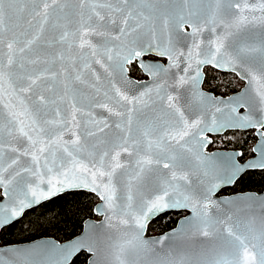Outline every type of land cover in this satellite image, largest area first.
Masks as SVG:
<instances>
[{
  "label": "snow or ice",
  "instance_id": "6c2138e0",
  "mask_svg": "<svg viewBox=\"0 0 264 264\" xmlns=\"http://www.w3.org/2000/svg\"><path fill=\"white\" fill-rule=\"evenodd\" d=\"M206 66L246 86L206 93ZM230 129L256 130L255 161L208 151ZM248 169L264 170V0H0V227L67 189L103 217L66 246L0 249V264L82 249L89 264H264V196L214 199ZM173 210L191 214L145 239Z\"/></svg>",
  "mask_w": 264,
  "mask_h": 264
},
{
  "label": "trees",
  "instance_id": "16d2710c",
  "mask_svg": "<svg viewBox=\"0 0 264 264\" xmlns=\"http://www.w3.org/2000/svg\"><path fill=\"white\" fill-rule=\"evenodd\" d=\"M216 73L209 69L207 79L212 87V80ZM215 89L219 92L231 91L236 86V81L232 77H222ZM233 79V80H229ZM219 85V86H218ZM249 135H247L248 137ZM251 139L235 137L231 147H239L243 151H248L247 142ZM223 142L216 141L220 146ZM224 147H229L223 144ZM264 187V174L248 173L242 176L233 186L232 190H260ZM97 197L84 191L67 192L46 201L40 206L28 210L22 218L6 226L0 231V244L17 243L30 241L39 237H53L62 242L77 235L81 229L83 221L93 216V207L97 202ZM179 215L171 212L159 216L148 226L147 234L155 235L171 229L177 222ZM87 254H77L70 264H85Z\"/></svg>",
  "mask_w": 264,
  "mask_h": 264
},
{
  "label": "water",
  "instance_id": "95a60500",
  "mask_svg": "<svg viewBox=\"0 0 264 264\" xmlns=\"http://www.w3.org/2000/svg\"><path fill=\"white\" fill-rule=\"evenodd\" d=\"M186 31H190V29H186ZM159 58H161V57H159ZM162 59H164L165 60V62H161V61H157V62H159L160 64H162V65H166L167 64V60L165 59V58H162ZM207 67V66H206ZM209 67H211V66H209ZM216 70H218V71H221V72H228V73H233V72H230V71H224V70H220V69H216ZM233 74H235V73H233ZM130 76V75H129ZM130 78H132L131 76H130ZM134 81H137V80H135L134 78H132ZM149 79V78H148ZM148 79H144V80H141V81H147ZM244 83H245V85L240 89V91L239 92H236V93H234V94H232V95H230V96H228V97H218V98H221V99H225V100H227L229 97H234V96H236L237 94H239L243 89H244V87L246 86V81H243ZM202 91H205L203 88H202ZM206 93H208L207 91H205ZM211 95H213V94H211ZM214 96V95H213ZM241 112L243 113V110H241ZM231 130V129H230ZM248 130V129H247ZM242 131H244V130H242ZM211 135V134H210ZM256 135H257V140H256V143H255V145L253 146V148H258L259 147V144H260V137H259V135L256 133ZM210 153H216L217 155H222V156H224V155H232V154H235V153H241V151H239V150H232V149H229V150H225V149H219V150H212V151H209ZM253 156L251 157V158H249V159H247L246 161H243V162H240L239 161V158L240 157H237V161H238V163H240V164H243V165H246L249 161H255L256 159H257V154L256 153H254L253 152ZM250 170H261V169H248L247 171H250ZM246 172V171H245ZM244 172V173H245ZM244 173H242L241 174V176L244 174ZM240 176V177H241ZM231 186H233V184L232 185H226V186H224V187H222L220 190H222V189H224V188H228V187H231ZM219 190V191H220ZM73 191H84V192H88V193H91V192H89L87 189H83V188H80V189H67V190H65L64 192H62V193H59V194H57L56 196H53V197H51L49 200H51V199H53V198H56L57 196H60V195H63V194H65V193H67V192H73ZM218 191V192H219ZM217 192V193H218ZM216 193V194H217ZM91 194H93V195H95L94 193H91ZM242 194H253V195H256L257 197H260V196H264V189L261 191V192H253V191H246V192H237V193H233V194H229V195H222V196H215L214 197V199H219V200H224V199H235V198H237L238 196H240V195H242ZM97 202H96V204L94 205V207H93V209L98 205V204H100L101 203V201L99 200V198L97 197ZM46 201H48V200H46ZM46 201H43L41 204H43V203H45ZM7 203V201L6 200H4L3 199V197H1V199H0V205H3V204H6ZM40 204V205H41ZM40 205H37V206H35V208L36 207H38V206H40ZM29 210H31V209H29ZM26 211H28V210H26ZM181 211H184V210H181ZM257 211V214L259 213V209H257L256 210ZM168 212H177V211H168ZM168 212H166V213H168ZM187 212V211H186ZM163 214H165V213H161L159 216H161V215H163ZM191 213L190 212H187V215H190ZM187 215H185V216H187ZM23 216V215H22ZM21 216V217H22ZM93 216L94 217H90V218H87V219H85L84 221H83V224H82V229H81V231L77 234V235H75L74 237H72V238H70V239H68V240H65V241H62V242H60V241H58V240H56L55 238H53V237H40V238H37V239H35V240H32V241H29V242H26V243H16V244H9V245H1L0 246V249H4V248H8V247H11V246H16V247H19V248H31V247H34V246H36V245H38V244H55V245H58V246H66V245H69L71 242H74V241H76L77 239H79V238H81V237H83L84 236V234L86 233V230H87V226L89 225V224H99L102 220H103V217L102 216H97L95 213H94V211H93ZM159 216H157L156 218H158ZM185 216H183V217H180L178 220H177V222H176V224L171 228V229H169V230H167V231H165V232H163V233H160V234H155V235H149V234H147V231H146V233H145V239H150V238H160V237H164L165 235H169V234H172L173 233V231L174 230H176V229H178V227H179V225H180V222L184 219V217ZM21 217L19 218V219H21ZM156 218H154L153 220H155ZM18 219V220H19ZM152 220V221H153ZM17 220H14V221H12L10 224H12L13 222H16ZM152 221H150V223L149 224H151V222ZM10 224H8V225H10ZM8 225H5V226H3V227H0V231L3 229V228H5L6 226H8ZM165 243H167V241L165 242ZM193 243V241L192 240H190V239H187V238H178V239H176L175 241H174V244L178 247V248H184V247H186V246H188V245H190V244H192ZM161 246H157V248L159 249ZM166 251H167V249H166ZM79 253H85V254H87V260H86V263L85 264H89V259H90V254L86 251V250H80L79 252H77L75 255H73L71 258H70V262L73 260V258L77 255V254H79ZM126 259L128 260V262H129V264H148V261H149V259H150V257L149 256H145L143 253H141V254H139V255H128V256H126Z\"/></svg>",
  "mask_w": 264,
  "mask_h": 264
},
{
  "label": "flooded vegetation",
  "instance_id": "af4514ba",
  "mask_svg": "<svg viewBox=\"0 0 264 264\" xmlns=\"http://www.w3.org/2000/svg\"><path fill=\"white\" fill-rule=\"evenodd\" d=\"M146 59H149L152 62H157V61L165 62L164 59L159 58V57H156V56L147 57ZM209 69L216 73L214 75L213 80H212V87H210V85H209L210 79H207L206 78L207 77V73L209 72ZM129 75L132 78H134L135 80H137V81H141V80H144V79H148L147 76H145L141 71H138V70L135 71V72H133L130 69ZM223 76H225V77H232L236 81V86L233 88L234 90L224 91V92L221 93V92H219V90H217V89H215L213 87L219 81H222L223 80V78H222ZM233 79H229V80H233ZM204 81L205 82L202 85V88L205 91H207L208 93L213 94L215 97H228V96H230V95H232V94H234L236 92H239L240 89L245 85V83L242 80H240L239 77H237L235 74L228 73V72H221V71H218V70H216L214 68H211L209 66L205 67V77H204ZM247 135H249V136L247 137ZM240 136L244 137V139H247V138H250L251 137V139L247 142V145H246L247 148L249 147L248 148V151H243L239 147H231L232 146L231 143L234 140V138L235 137H240ZM212 139H213V143L209 145L208 151L219 150V149L239 150V151H241V153H243V156H240L239 161L240 162H243V161H246L247 159L251 158L254 155L252 149H253V146L256 143L257 135H256V130H254V129H248V130H244V131H242V130H235V131L234 130H228V131L224 132L221 135L212 136ZM220 139H221V141L223 143L220 146H218L216 144V141H218ZM223 144H225V145L226 144H229V145H226V146H229V147H224ZM252 172L264 174V170H250V171H246L242 176H244V175H246L248 173H252ZM234 185H235V183L233 184V186ZM233 186L228 187V188H224V189L220 190L216 195L217 196H222V195H229V194H233V193H237V192H246V191L261 192L264 189V187H263V189L261 188L260 190H238V189L232 190ZM0 199H1V197H0ZM168 213H171V212H168ZM174 213L178 214L179 215V218L187 215V212L186 211H177V212H174ZM165 214H167V213H165ZM35 239H37V238H35ZM35 239H32V240H35ZM32 240H30V241H32ZM26 242H29V241H23V242H17V243H26ZM9 244H16V243H9ZM9 244H0V246L1 245H9Z\"/></svg>",
  "mask_w": 264,
  "mask_h": 264
}]
</instances>
